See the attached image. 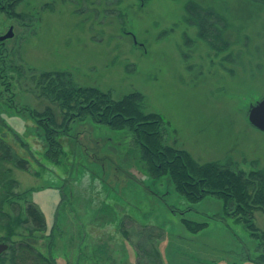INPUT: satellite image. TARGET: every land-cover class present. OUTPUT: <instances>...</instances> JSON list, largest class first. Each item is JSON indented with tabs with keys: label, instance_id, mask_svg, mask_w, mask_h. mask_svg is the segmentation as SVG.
I'll use <instances>...</instances> for the list:
<instances>
[{
	"label": "rangeland",
	"instance_id": "374dc122",
	"mask_svg": "<svg viewBox=\"0 0 264 264\" xmlns=\"http://www.w3.org/2000/svg\"><path fill=\"white\" fill-rule=\"evenodd\" d=\"M187 1L22 0L16 7L22 17L0 13V35L12 26L5 46L19 68L10 70L14 102L57 110L34 94L31 78L67 70L78 85L114 98L140 92L144 111L163 118L164 142L198 163L264 169V132L247 118L249 105L264 97V6L252 0H194L225 16L222 35L229 44L218 52L208 43L212 38L199 39L196 26L185 21ZM214 25L219 32L220 19ZM9 115L2 113L8 127L29 140L36 154L38 137L26 132L25 120ZM60 142L65 151L60 162L47 161L43 169L36 162L41 158L20 153L18 144L16 152L30 159L27 169L3 164L15 181L11 191H28L27 202L34 200L43 211L45 230L31 237L56 264L264 261L263 245L220 197L207 194L188 202L167 176L150 177L127 129L86 117L73 121ZM60 190L68 199L54 219ZM12 203L17 208L20 202ZM3 208L14 212L10 205ZM183 219L206 224L192 230ZM252 220L264 232V213L254 210ZM26 235L18 226L11 241Z\"/></svg>",
	"mask_w": 264,
	"mask_h": 264
},
{
	"label": "trees",
	"instance_id": "16d2710c",
	"mask_svg": "<svg viewBox=\"0 0 264 264\" xmlns=\"http://www.w3.org/2000/svg\"><path fill=\"white\" fill-rule=\"evenodd\" d=\"M21 1L0 0V13L8 18L22 17L23 13L16 11ZM252 1L264 6V0ZM202 6L194 0L187 1L184 6L185 21L196 26L199 39L207 42L208 38H212L208 41L210 47L218 52L225 50L229 44L222 35L226 25L225 16L216 13L210 5L201 8ZM218 19L222 22L219 32L214 25ZM15 68L19 69L12 64L5 40H0V231L4 230L0 241L8 243L7 250L0 253V264H56L53 257L36 249L31 237L34 231L45 230L43 211L37 207L34 200L27 202L28 191H11L15 181L10 178V167H3V164L9 163L13 167L26 170L30 159L36 158V154L42 160L36 161L39 168L43 169L47 161L60 162L65 153L60 140L69 135L73 121L86 117L112 129H127L132 134L148 175L154 179L167 176L175 190L188 202H195L207 194L220 197L225 209L228 208L229 213L241 218L250 234L260 241L259 245H263L259 255L264 258V232L259 231L252 220L254 210L264 213V169L255 168L246 172L217 161L198 163L186 150L164 142L163 118L159 113L144 111V98L140 92L133 91L114 98L110 92L97 87L78 85L67 70L41 71L33 74L31 78L34 94L49 100L57 106V110L51 105H46L41 110L20 106L13 100L15 93L10 70ZM4 112L26 121V132L32 131L38 137L37 150L41 148L42 152L34 149L36 154L33 153L31 147L34 145L8 127L2 117ZM7 131L11 132L10 140L5 135ZM6 139L11 144L14 139V147ZM15 147L20 153L29 152L30 159L16 152ZM14 199L20 202L17 208H12ZM67 199L65 192L60 190L54 219L57 218L60 203ZM5 204L10 205L9 209L14 212L4 210ZM183 221L192 230H199L206 224L187 219ZM18 226L24 227L27 235L18 243L12 242L11 237L16 233ZM245 258L248 259L249 256L246 254ZM258 262L253 261V264Z\"/></svg>",
	"mask_w": 264,
	"mask_h": 264
},
{
	"label": "water",
	"instance_id": "95a60500",
	"mask_svg": "<svg viewBox=\"0 0 264 264\" xmlns=\"http://www.w3.org/2000/svg\"><path fill=\"white\" fill-rule=\"evenodd\" d=\"M13 35L12 26L0 35V40H5ZM248 121L251 125L264 132V97L250 104L247 113ZM8 244L0 241V253L7 250Z\"/></svg>",
	"mask_w": 264,
	"mask_h": 264
},
{
	"label": "flooded vegetation",
	"instance_id": "af4514ba",
	"mask_svg": "<svg viewBox=\"0 0 264 264\" xmlns=\"http://www.w3.org/2000/svg\"><path fill=\"white\" fill-rule=\"evenodd\" d=\"M248 261H251V258H250V259H248Z\"/></svg>",
	"mask_w": 264,
	"mask_h": 264
}]
</instances>
